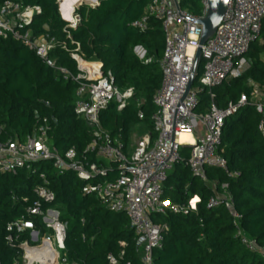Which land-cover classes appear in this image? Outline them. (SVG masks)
<instances>
[{"label": "trees", "instance_id": "16d2710c", "mask_svg": "<svg viewBox=\"0 0 264 264\" xmlns=\"http://www.w3.org/2000/svg\"><path fill=\"white\" fill-rule=\"evenodd\" d=\"M4 1L0 0V4ZM13 1L40 6L41 11L27 27L33 36L48 32L66 43L70 50L78 45V52L86 61L102 63V72L112 74L120 91L133 89V97L125 108L118 110L117 103L111 102L100 112L103 130L126 147L131 129L140 123L149 131L152 141L156 139L157 130L152 121L156 107L152 100L162 83L160 60L165 50L164 30L156 18L149 19L144 31L132 26L142 18L151 0H99L93 7L83 3L76 8L81 21L76 29L70 30L71 39L65 29L67 22L59 12L58 0ZM66 2L71 4V0H63L61 13L69 11ZM81 2L92 3L80 0L76 4ZM188 9L194 15L201 13L194 1ZM136 47L145 51L143 59L135 53ZM52 56L58 65L75 75L78 73L77 62L69 51L58 46ZM246 58L249 66L240 77L212 89L219 107L237 102L242 94L251 97L252 83L258 85L264 96V20ZM147 59L151 61L146 62ZM202 66L201 62L195 84ZM77 86L76 81L64 79L21 42L0 38V143L15 136L25 137L40 117H48L49 140L54 149L64 153L75 148L79 156H88L85 149L93 131L74 110ZM210 101V93L205 89L199 95L195 111H204ZM220 152L227 171L238 175L230 176L224 169L206 167L207 179L214 183L210 185L193 175L187 165L190 147H182L180 159L164 183L163 198L179 204H186L193 197L197 201L186 215L173 212L152 215L155 223L166 225L162 247L154 252V264H264V114L257 111L254 103L250 102L225 120ZM91 159L96 161L94 156ZM41 173H45L55 194L53 206L67 225L68 264H110L107 258L110 253L119 264H143L127 215L110 210L94 194H84L86 181L71 170L61 173L51 160L36 162L31 170L0 172V264H14L15 250L5 240L6 225L33 202L34 188L42 182ZM115 176L111 169L99 181ZM223 184L228 185L235 207L242 215L240 226L247 237L258 243L259 250L250 251L241 243L224 204L209 207L210 198L222 192ZM23 197L28 198L27 202ZM37 226H41L39 222Z\"/></svg>", "mask_w": 264, "mask_h": 264}, {"label": "built area", "instance_id": "2783aa9c", "mask_svg": "<svg viewBox=\"0 0 264 264\" xmlns=\"http://www.w3.org/2000/svg\"><path fill=\"white\" fill-rule=\"evenodd\" d=\"M183 2L151 0L142 18L132 23L133 27L144 31L149 19L156 18L162 22L165 35V50L160 60L162 83L152 100L156 107L152 121L157 137L152 141L147 134L132 153L126 151L121 141L103 130L99 115L111 102L117 103L118 110L125 108L133 97V89L120 91L112 74L102 72V63L86 61L79 54L78 45L70 50L66 43L48 32L33 36L27 27L41 11L39 5H23L13 0L0 4V38L21 42L64 79L76 81L74 110L93 131L85 149L88 156H79L75 148L60 153L49 140V118L40 117L32 132L25 137L15 136L0 143V172L31 170L34 163L46 160L53 161L61 173L74 171L86 181L84 194H94L110 210L127 215L143 264H154V252L162 247L166 228L164 224L155 223L152 215L168 212L186 215L195 206L194 197L186 204L171 203L163 198L164 183L180 159L182 147H190L187 165L193 175L210 185L214 183L208 181L206 167L221 168L230 176H237V172L227 171V163L220 152L224 122L250 102L255 104L259 113L264 114V100L256 83H252L254 90L251 97L242 94L237 102H229L224 107L216 104L212 92L224 82L240 77L248 68L246 53L261 32L264 0H228L220 24L201 46L202 73L196 85L194 81L188 91L202 34V26L197 20L207 15L209 5L208 0H201V13L194 15L183 6ZM70 16L77 22L73 26L71 20L66 21L69 39L70 30L76 29L81 21L76 8ZM58 46L69 51L77 62L79 71L76 75L56 63L52 52ZM144 56L145 51L142 50L139 57L143 59ZM205 89L210 93V104L204 111L196 112L199 95ZM139 118H143L141 111ZM183 134L191 135L192 143L181 141ZM112 163L114 166H111ZM111 169H114L115 178L99 181L106 178ZM40 178L42 182L34 188L33 202L23 214L6 225L5 240L7 246L15 250L14 264H68L65 253L67 225L60 220V212L53 206L55 194L48 185L45 173H41ZM22 200L27 202L28 198L23 197ZM220 204H224L232 216L236 236L241 243L250 251L259 250L258 243L247 237L240 226L242 215L235 207L227 184H223L222 192L215 193L209 200V207ZM107 258L110 264H119L113 254L110 253Z\"/></svg>", "mask_w": 264, "mask_h": 264}, {"label": "water", "instance_id": "95a60500", "mask_svg": "<svg viewBox=\"0 0 264 264\" xmlns=\"http://www.w3.org/2000/svg\"><path fill=\"white\" fill-rule=\"evenodd\" d=\"M62 1L63 0H58L59 12L61 14V17L65 21H67L69 19H66L65 17H63V15L61 13V2ZM78 1H80V0H78ZM93 1L94 0H91L92 3L81 2L80 5L85 3V4H88V5L93 7L99 3V0H98V3H95V4ZM227 3H228V0H208L209 9H208L207 15L205 17L197 20V22L202 26V34H201L200 41H199V47L196 51L195 62H194V66H193V70H192V74H191V79H190L187 91L191 88V86L193 85V83H194V81L198 75V69H199L201 62H202L201 46L208 40V38L214 33L217 26L220 24V22L224 16ZM80 5H78L77 7H79ZM196 201H197V197H194L193 204Z\"/></svg>", "mask_w": 264, "mask_h": 264}, {"label": "rangeland", "instance_id": "374dc122", "mask_svg": "<svg viewBox=\"0 0 264 264\" xmlns=\"http://www.w3.org/2000/svg\"><path fill=\"white\" fill-rule=\"evenodd\" d=\"M196 2L197 3V5L201 8V0H184V3H183V5L186 7V8H188V6L189 5H191L192 4V2ZM68 13V15L70 14V11H67ZM65 14H66V12L64 11V13H62V15H63V17H65ZM142 48L141 47H136L135 49H134V51H135V53L138 55V56H141V54H142ZM194 85H196L195 83H194ZM261 99L262 100H264V96H262L261 97ZM146 131V129H144L143 131H142V129H140L139 128V126H136V128H135V131H134V128L131 130V139L132 140H136L135 142H133L132 143V145H133V149L136 147V145L139 143V141L141 140V136H142V134L144 133ZM136 134H138L137 136H136V138L134 137V134L135 133ZM135 138V139H134ZM49 232H50V230H49Z\"/></svg>", "mask_w": 264, "mask_h": 264}, {"label": "crops", "instance_id": "0c3cea01", "mask_svg": "<svg viewBox=\"0 0 264 264\" xmlns=\"http://www.w3.org/2000/svg\"><path fill=\"white\" fill-rule=\"evenodd\" d=\"M261 97H262V95H261ZM136 126H139V128L142 129V131L145 129L144 126H143V124H140V123H139V124H137V125H135V126L133 127V128H134V131H135ZM133 128H132V129H133ZM132 129H131V130H132ZM134 133H135V132H134ZM147 134L150 135L149 131L146 130V131L142 134L141 139H142L143 137H145ZM137 135H138V134L135 133V134H134V137L136 138ZM135 138H134V139H135ZM136 140H137V139H136ZM136 140H132V139H131V132H130V140H129V143L126 145V151H127L128 153H132V152H133L134 149H133V145H132V143L135 142Z\"/></svg>", "mask_w": 264, "mask_h": 264}, {"label": "clouds", "instance_id": "9594fccd", "mask_svg": "<svg viewBox=\"0 0 264 264\" xmlns=\"http://www.w3.org/2000/svg\"><path fill=\"white\" fill-rule=\"evenodd\" d=\"M77 2H78V0H71V4H68V3L66 2V7L69 9V11H71V9H72V5H73V4H76ZM95 3H98V0H94V4H95ZM65 18L71 20L72 23H73V26H75V24H76L77 21H76L72 16H69V15L66 13V14H65Z\"/></svg>", "mask_w": 264, "mask_h": 264}, {"label": "bare ground", "instance_id": "6f19581e", "mask_svg": "<svg viewBox=\"0 0 264 264\" xmlns=\"http://www.w3.org/2000/svg\"><path fill=\"white\" fill-rule=\"evenodd\" d=\"M93 2H94V1H93ZM78 5H80V3L76 4L75 7H73V10H74ZM73 10L71 11V13L73 12ZM71 13H70V15H71ZM180 139H181V141H189V143H192V141H193L191 135H189V134H183V135H181V138H180Z\"/></svg>", "mask_w": 264, "mask_h": 264}]
</instances>
